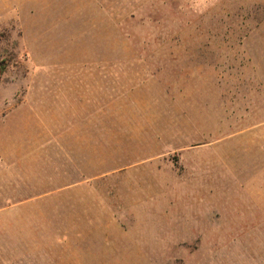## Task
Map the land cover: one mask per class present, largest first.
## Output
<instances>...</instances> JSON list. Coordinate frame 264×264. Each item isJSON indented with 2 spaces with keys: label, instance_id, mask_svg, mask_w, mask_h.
<instances>
[{
  "label": "rangeland",
  "instance_id": "rangeland-1",
  "mask_svg": "<svg viewBox=\"0 0 264 264\" xmlns=\"http://www.w3.org/2000/svg\"><path fill=\"white\" fill-rule=\"evenodd\" d=\"M0 109L38 114L62 189L0 251L264 264V0H0Z\"/></svg>",
  "mask_w": 264,
  "mask_h": 264
},
{
  "label": "crops",
  "instance_id": "crops-1",
  "mask_svg": "<svg viewBox=\"0 0 264 264\" xmlns=\"http://www.w3.org/2000/svg\"><path fill=\"white\" fill-rule=\"evenodd\" d=\"M20 113L22 111L14 113L13 110L0 109V247L27 244L29 224L62 222L59 200L52 205H45L44 201L45 197L60 196L62 192L60 187L49 192L44 188L45 126L42 123L38 125L36 112ZM55 178L61 180L60 167L52 180ZM46 212L57 213L58 216L51 220L46 217ZM52 258L20 250L0 251V264H39Z\"/></svg>",
  "mask_w": 264,
  "mask_h": 264
}]
</instances>
